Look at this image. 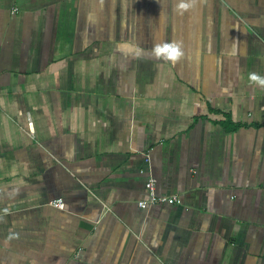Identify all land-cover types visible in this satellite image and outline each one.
<instances>
[{
	"label": "crops",
	"instance_id": "crops-1",
	"mask_svg": "<svg viewBox=\"0 0 264 264\" xmlns=\"http://www.w3.org/2000/svg\"><path fill=\"white\" fill-rule=\"evenodd\" d=\"M252 73L264 0H0V264H264Z\"/></svg>",
	"mask_w": 264,
	"mask_h": 264
},
{
	"label": "built area",
	"instance_id": "built-area-1",
	"mask_svg": "<svg viewBox=\"0 0 264 264\" xmlns=\"http://www.w3.org/2000/svg\"><path fill=\"white\" fill-rule=\"evenodd\" d=\"M156 182H157L156 179L152 176L148 177V179L146 180L145 189L147 192V199L140 200L138 202V206L140 208H146L148 205H154L159 203H167V204L179 203V200L176 196H170V197L158 196L156 193ZM50 204L55 208H59V209L64 208V202L61 198L51 201Z\"/></svg>",
	"mask_w": 264,
	"mask_h": 264
},
{
	"label": "clouds",
	"instance_id": "clouds-1",
	"mask_svg": "<svg viewBox=\"0 0 264 264\" xmlns=\"http://www.w3.org/2000/svg\"><path fill=\"white\" fill-rule=\"evenodd\" d=\"M189 6H190V5H189L187 2H181V3L179 4V8H180V9H186V8H188ZM172 52H173V56H172V59H173V60L177 59L179 56H181V55L183 54V51H182V49L180 48V45H179L178 43L175 44V45L173 46V48H172ZM251 78H252L254 81L258 82L259 84L264 85V76H261V75H259V74H257V73H252V74H251Z\"/></svg>",
	"mask_w": 264,
	"mask_h": 264
}]
</instances>
